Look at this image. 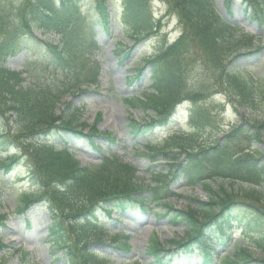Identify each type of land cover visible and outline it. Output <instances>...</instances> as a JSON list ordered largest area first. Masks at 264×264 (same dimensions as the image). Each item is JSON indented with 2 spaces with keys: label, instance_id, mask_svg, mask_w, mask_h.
Returning a JSON list of instances; mask_svg holds the SVG:
<instances>
[{
  "label": "trees",
  "instance_id": "16d2710c",
  "mask_svg": "<svg viewBox=\"0 0 264 264\" xmlns=\"http://www.w3.org/2000/svg\"><path fill=\"white\" fill-rule=\"evenodd\" d=\"M77 1L0 0V150L9 146L17 150L3 160L6 169L22 156L34 186L16 197V212L21 213L31 200H42L53 219L52 240L65 248L69 264H107L105 256L90 250L89 241L99 242L104 229L98 224L96 207L109 213L117 202L140 208L151 203L165 206L168 221L174 226L183 224L185 229L181 240H171V244L181 246L180 252L195 246L204 264L213 261L214 245L234 248L232 255L218 257L219 264H264V190L234 188L236 182L264 185V149L257 147L264 122L244 119L217 137L219 127L209 126L211 116L204 106L212 94L221 93L234 107L264 113V83L258 84L250 73L228 65L232 58L254 51L250 50L254 47L253 35L221 16L213 0H162L168 12L177 16L183 33L171 45L161 42L158 52L145 60L153 80L151 91L125 100L143 111L152 110L167 123L176 103L187 99L193 106L190 118L195 133H174L157 145L145 146L142 156L151 160L159 156L168 162L164 173L162 169L152 174L153 183H146L136 175L135 167L110 148L117 140L99 131L97 120L88 126L76 123L72 115L57 113L67 95L80 91L83 84L98 81L96 30L85 25L86 18L98 16L106 34L111 23L106 0H90L96 6L84 14ZM247 1L245 10L259 19L264 2ZM121 2L120 22L133 40L154 33L147 0ZM34 30L58 35V41L41 40L34 36ZM25 42H33L46 53L51 70L38 71L31 63L24 71L4 66L5 58L19 52ZM260 49L258 46L255 51ZM57 69L60 73L55 72ZM151 123H134V127L141 131ZM87 126L89 133H83ZM198 129L211 137L200 143ZM93 135H100L108 149L106 155L100 154L98 162L84 163L57 143L68 142L67 137L76 141L87 138L93 146ZM180 175L186 178L187 186L198 184L207 200L187 195L195 206L176 208L164 203L180 196L171 189L172 180ZM216 179L228 182L213 186L211 182ZM3 219L0 213V222ZM233 221L242 223V232L256 233L250 242L263 257H255L247 248L230 242ZM119 238L116 235L114 242ZM113 248L128 250L124 241L116 242ZM160 250L157 241L148 250L157 262Z\"/></svg>",
  "mask_w": 264,
  "mask_h": 264
},
{
  "label": "rangeland",
  "instance_id": "374dc122",
  "mask_svg": "<svg viewBox=\"0 0 264 264\" xmlns=\"http://www.w3.org/2000/svg\"><path fill=\"white\" fill-rule=\"evenodd\" d=\"M83 9L88 5L82 2ZM217 10L227 17L233 24H239L240 27L247 32L256 35L259 39L257 42L264 44V18L261 23L252 18L249 13L245 12L248 7L243 0H230L229 4L226 0H215ZM230 8L231 14L228 12ZM164 6L158 0H151V12L154 19L162 17V26L166 37L169 41L174 40L178 35V27L176 26L175 18H167L164 16ZM264 17V14H263ZM100 20L96 17L88 18L87 25L98 27L97 41L100 45L98 51V59L101 63V72L99 84L97 87H90L74 96L66 98L65 102H69L68 111L74 113V118L78 121H85L91 124L93 120L100 114L101 118L97 127L101 131H109L117 137L119 145L116 148L117 152L124 159L132 162L138 169V174L141 179H146L151 182V170L158 171L164 167L160 161L158 164H151L143 156L139 154L141 146L148 140L158 141L167 136L173 131L188 130L187 121V105H180L176 108L174 117L170 122L160 128L156 127L153 131L146 133H138L130 127L129 117L131 116L137 123L139 118L143 117L141 110L133 109L129 104H125L123 97L131 96L132 94L140 93L144 88H148L150 81L148 72L144 71L138 76V79H129L140 65L142 57H149L157 48L159 37H150L141 42L131 43V41L120 31V27L116 22L111 24V35H105L101 30ZM36 34L42 39L54 40L50 34ZM117 41H122L124 44H118ZM119 50V51H117ZM129 52V56L124 58L125 53ZM30 51L23 49L14 56L7 57L4 64L11 69H22L26 55ZM35 58L38 59L42 66L45 62L42 60V53L37 51ZM236 65L241 69H246L254 73L257 77L254 79H264V49L259 53L253 54L249 59L240 57L235 60ZM259 77V78H258ZM220 96H213L208 101V106L213 107L220 101ZM222 101V100H221ZM71 104V105H70ZM83 106L80 110L74 111V107ZM132 109V110H130ZM61 111V107L58 109ZM255 117L264 119V113L256 114L248 112L242 108L234 111L230 106H226V110L221 114V127L225 130L229 129L232 123H236L243 116ZM87 128L83 132H87ZM207 134L205 132L204 136ZM94 146H104L100 142V137L94 138ZM67 143L69 148L83 158L84 161H96L98 153L92 148L85 139L81 142H76L69 139ZM10 150L0 152V159H4L10 155ZM25 167L18 162L14 165L10 173H5L0 164V211L7 215L4 223L0 224V241L10 245L14 249H21L29 252L38 264H64L65 257L61 256L62 251L51 247L50 242H47L48 226L50 219L47 211L40 205L31 206L30 209L23 214L15 213L14 207L16 204L15 196L23 191L28 190L29 184L24 176ZM173 187L182 196L168 200L169 204L175 205L177 208L185 205L187 200L185 196L192 193L201 198H206V193L199 186L192 190L184 185V179H180L173 183ZM235 188L242 187L241 184H235ZM192 206L194 204L190 202ZM150 208L145 210L138 206L134 208H117L113 210L110 217L107 219L104 213L98 212L107 222L109 234L120 231L128 237L127 243L130 246L128 255L122 251H117L115 254H110L106 246H95L102 253H109L110 264H127L128 261L138 259L142 264H155L152 262V255L147 253V247L152 238L159 239L160 242L169 240L173 237L178 238L182 235L181 227H172L165 217L160 216L162 206L151 204ZM100 216V217H101ZM27 219L30 220L29 224ZM113 219H117L114 221ZM234 222V221H233ZM233 240L237 244L244 242L243 235L240 229L234 231ZM6 250V249H5ZM4 255L0 252V264H21V258L13 251L5 252ZM180 253L169 255V252H163L164 258L168 259L165 264H202L198 253L194 252ZM9 253V254H8ZM257 253V251H256ZM60 256V257H59ZM210 264H217L212 262Z\"/></svg>",
  "mask_w": 264,
  "mask_h": 264
}]
</instances>
